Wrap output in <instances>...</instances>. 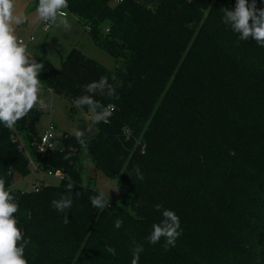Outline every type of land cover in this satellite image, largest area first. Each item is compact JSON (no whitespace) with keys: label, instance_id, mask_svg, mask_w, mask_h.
Instances as JSON below:
<instances>
[{"label":"trees","instance_id":"16d2710c","mask_svg":"<svg viewBox=\"0 0 264 264\" xmlns=\"http://www.w3.org/2000/svg\"><path fill=\"white\" fill-rule=\"evenodd\" d=\"M113 1L69 0L68 11L116 60L115 70L77 49L60 69L39 60L42 86L71 114L83 84L106 76L116 88V97H96L114 110L108 123L94 124L86 149L65 135L62 146L41 152L33 109L13 129L0 127L7 185L13 172L30 175L31 161L37 173L59 170L75 183L67 223L50 206L69 195L66 180L15 188L28 264H130L134 243L144 248L140 264H264V48L221 22L235 0ZM85 151L128 194L127 207L90 205L97 189L83 176ZM156 204L180 217L182 234L167 250L163 239H144L160 219Z\"/></svg>","mask_w":264,"mask_h":264},{"label":"clouds","instance_id":"9594fccd","mask_svg":"<svg viewBox=\"0 0 264 264\" xmlns=\"http://www.w3.org/2000/svg\"><path fill=\"white\" fill-rule=\"evenodd\" d=\"M261 6L257 7V0H235L234 7H224L221 22L237 35L240 40L248 41L251 38L258 47L264 48V0H260ZM69 0H36L35 14L37 21L43 25V31L62 28L70 31L72 25L69 20ZM28 17L22 16L17 11V0H0V127L13 129L18 121L30 113V110L47 109L50 106L42 96L43 86L40 74L44 70L43 61H37L36 55L29 52L27 44L16 34V27L27 22ZM83 94L74 98L72 105L77 109L86 108L90 114L92 124L108 123L114 106L105 105L97 96L113 98L117 96L116 88L109 83V77L101 76L82 85ZM68 135L75 139L76 143L87 145L88 133L86 128L72 126L66 130ZM54 135L51 122L48 130L41 137L47 144ZM14 142L15 137H12ZM66 159L71 158L69 150ZM136 177L143 180V173L139 167L134 169ZM57 176L67 181L65 188L69 195H61L51 201V207L63 214V220H69L65 215L66 210L72 207L73 179L70 175L62 174L59 170ZM109 189L118 191L115 185L107 191L93 190L94 195L89 196L90 205L103 211L108 206ZM78 194V193H77ZM19 197L15 186L6 184L0 178V264H28L25 257V248L29 240L25 236L17 215ZM155 211L160 213V219L153 222L148 235L144 238L150 245L160 243L167 250L174 247L177 239L182 234L180 217L170 208L161 204L154 205ZM123 221L118 217L114 221V227L120 229ZM105 250L116 255V250L110 245H105ZM144 251L142 244L132 247L130 264H140V255Z\"/></svg>","mask_w":264,"mask_h":264},{"label":"rangeland","instance_id":"374dc122","mask_svg":"<svg viewBox=\"0 0 264 264\" xmlns=\"http://www.w3.org/2000/svg\"><path fill=\"white\" fill-rule=\"evenodd\" d=\"M35 3L31 4L34 13L32 12L27 26L20 27L16 34L17 36L27 41L30 37H34V42L28 45L29 52L36 55L37 61L45 56L56 69H60L62 60L73 50L77 49L86 57L96 61L101 66L109 71H113L118 66L116 60L106 51L96 45L92 36L86 31V28L78 21V19L69 15V20L72 25L70 31H64L62 28L50 29L48 32L43 31L42 24L36 19ZM24 24V23H23ZM106 24L103 28H106ZM42 96L45 98L47 104L50 106L47 109H40L37 107L33 109L39 114L37 122V131L39 136L45 134L48 130L49 122L56 126L54 131L55 147L58 148L63 145V138L68 135L67 129L72 126H80L86 128L89 126L91 131L88 133L87 141H89L96 133L95 125L91 123L90 114L84 109H77L73 114L69 112V106L65 99L53 94L49 89L43 86ZM86 149V147L84 146ZM86 152V151H85ZM28 158H32L27 153ZM33 162V161H31ZM30 162V164H31ZM81 164L83 167L84 179L93 185L97 190L103 189L107 191L109 187L117 184L115 181L109 179L101 170L97 169L87 152L81 156ZM31 168V166H29ZM32 169V168H31ZM30 169V170H31ZM41 182L42 185L59 184L60 180L56 177H48L45 173H37L31 170L30 175L23 177L17 172L12 173V183L16 189L22 192H31L35 189V184ZM118 188V187H117ZM108 205H123L127 207L129 196L126 192L121 190L109 189Z\"/></svg>","mask_w":264,"mask_h":264},{"label":"built area","instance_id":"2783aa9c","mask_svg":"<svg viewBox=\"0 0 264 264\" xmlns=\"http://www.w3.org/2000/svg\"><path fill=\"white\" fill-rule=\"evenodd\" d=\"M30 1H35V0H30ZM125 0H114L113 1V4L115 5V4H120V3H123ZM42 27H43V25H42ZM50 30V29H49ZM48 30V31H49ZM47 31V32H48ZM45 32V31H44ZM34 37L32 36V37H30L27 41H25V40H23L26 44H27V46H28V44H30V43H32V42H34ZM51 125H52V130H53V132L55 131V129H56V126L53 124V123H51ZM43 136V135H42ZM42 136H40V143H39V146H40V151L41 152H43V153H45V152H47L48 150H50V149H52V148H54L55 147V136L53 135L51 138H50V140H49V142L47 143V144H45L43 141H42V139H41V137ZM30 166H31V168H32V171H35L36 172V166H35V164H34V162H31V164H30ZM57 172V171H56ZM56 172H52V171H49V172H47L46 173V175L48 176V177H56L57 179H59V180H61L62 179V175L61 176H57L56 175ZM61 172V171H60ZM62 173V172H61ZM63 174V173H62ZM41 183L40 182H37L36 184H35V189H39L40 187H41Z\"/></svg>","mask_w":264,"mask_h":264},{"label":"crops","instance_id":"0c3cea01","mask_svg":"<svg viewBox=\"0 0 264 264\" xmlns=\"http://www.w3.org/2000/svg\"><path fill=\"white\" fill-rule=\"evenodd\" d=\"M34 2L35 1H30V0H17V11L22 16H27L28 17L27 22H25L24 24L22 23L20 26L16 27L17 28V31L20 29V27H22V28L24 27L25 28L27 26L28 20H29V18L31 16L32 12L34 13V10L31 7V4L34 3Z\"/></svg>","mask_w":264,"mask_h":264}]
</instances>
